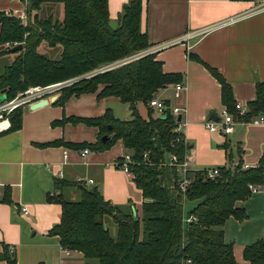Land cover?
Masks as SVG:
<instances>
[{
  "label": "trees",
  "instance_id": "trees-1",
  "mask_svg": "<svg viewBox=\"0 0 264 264\" xmlns=\"http://www.w3.org/2000/svg\"><path fill=\"white\" fill-rule=\"evenodd\" d=\"M23 1L27 3V24L15 15L0 12V44L17 41L23 45L13 52L16 59L0 74V95L5 93L10 100L30 86L77 78L62 89L57 103L65 104L102 86L100 97L115 96L129 104L132 118L128 120L117 118L111 110L102 117L71 119L99 129L97 143L89 145L96 151L123 142L132 156L133 179L145 197L138 212L132 206L113 204L99 187L82 186L75 200L61 192L49 194V200L62 205L61 221L51 233L60 237L64 248L80 253L85 264H241L235 257L234 243L225 240L223 227L231 217H247L238 202L251 196L250 184L264 186V159L257 167L245 168L241 150L237 163L229 153V165L219 167L220 173L213 179L205 170H189L191 182L183 191L177 167L164 164L171 153L183 162L189 147L185 137L178 140L169 102L165 116H154V110L148 107V119L138 107L141 102L149 105L158 91L181 81L182 74L165 72L156 53L95 73L151 46L141 28L143 0L126 4L116 27L111 23L109 0H63V20L40 18L36 11L43 0ZM44 44L60 47L58 58L43 53ZM210 70L222 84L225 105L238 117L232 86L215 68ZM89 73L93 75L88 77ZM261 114L264 82L257 84V97L249 104L244 119L249 121ZM9 117V131L19 129L23 106ZM105 135L109 136L107 141L102 139ZM187 200L196 204L185 218ZM5 257L17 264L11 255ZM244 258L250 264H264V235L246 246Z\"/></svg>",
  "mask_w": 264,
  "mask_h": 264
},
{
  "label": "crops",
  "instance_id": "crops-1",
  "mask_svg": "<svg viewBox=\"0 0 264 264\" xmlns=\"http://www.w3.org/2000/svg\"><path fill=\"white\" fill-rule=\"evenodd\" d=\"M130 2L109 0L114 27ZM263 5L264 0H143L141 28L147 33L149 48L174 42L154 53L165 72L182 74L177 83L185 88L176 96L177 83H173L156 95L170 106L184 109L190 170L227 166L229 153L237 163L240 150L244 166L257 167L264 159V123H238L227 136L209 128L210 122L222 121L221 110L226 106L222 84L210 67L232 86L234 103L249 106L257 97V84L264 82V9L259 10ZM0 12L24 19L27 3L0 0ZM64 12L63 0H43L36 11L40 18L59 20ZM231 18L236 20L229 22ZM210 26L215 28L196 39L183 40L188 32ZM2 29L0 21V33ZM101 89L72 97L65 104L57 99L36 109L24 105L22 126L0 132V264H13L5 255L14 257L17 264H85L80 253L65 249L60 237L51 233L61 221L62 205L49 200V194L61 192L75 200L82 186L99 187L113 204L141 211L145 201L142 189L132 175L116 166L127 154L123 142L96 151L89 145L97 143L99 129L71 119L102 117L108 110L122 120L132 118L129 104L115 96L100 97ZM138 107L148 119L150 106L141 102ZM153 110L154 116L160 115ZM85 148L90 151L83 156ZM79 177L94 182L79 183ZM253 185L259 191L238 202L247 217H231L223 227L225 240L234 243L241 264H250L244 258L246 246L264 235V186Z\"/></svg>",
  "mask_w": 264,
  "mask_h": 264
},
{
  "label": "built area",
  "instance_id": "built-area-1",
  "mask_svg": "<svg viewBox=\"0 0 264 264\" xmlns=\"http://www.w3.org/2000/svg\"><path fill=\"white\" fill-rule=\"evenodd\" d=\"M264 9V5L259 8V10ZM23 18H27V16H23ZM236 18H231L229 22L235 21ZM215 26H210L207 28H204L202 30L198 31H191L186 34L183 40H193L196 39L199 36H202L206 34L207 32L211 31L214 29ZM174 42H164L158 46H156L154 49H146L143 51H140L136 54H133L127 58H124L122 60L116 61L111 64H107L105 66H102L99 68L95 73L97 72H103L106 70L113 69L115 67H118L120 65H123L125 63H128L130 61H133L135 59H138L140 57H143L147 54L154 53L157 50H160L162 48L168 47L172 45ZM12 46V45H9ZM93 75V73L87 74L88 77ZM77 79H67L55 83H51L48 85H35V86H30L27 90L19 93L16 97L10 100H6L0 104V132L7 130L10 128L11 123L9 121L8 115L15 110L16 108L24 105H30L31 103L44 99V98H50L56 94H61V91L64 87L70 86L73 84ZM185 88V86L181 83H177L174 85V89L176 92V96L180 94V92ZM149 106L159 112V114H163L167 110V103L162 100L158 95L154 96L152 99L149 100L148 102ZM235 108L238 111V117L231 112L227 106H224L221 110V117L222 121L220 123H215V122H210L209 123V128L212 131H221L224 135H230L235 131L236 124L242 123V124H247V123H253V124H260L264 123V114H261L259 116L253 117L249 121H245L244 117L249 111V106L247 104H244L242 102H236L235 103ZM170 110L172 114L175 117L176 120V127H175V132L178 133L179 137L178 140H181L182 136H184L183 128L185 126L184 120H183V114H184V109L181 108L180 106H170ZM181 116V120H179V117ZM89 148H85L82 152L83 156H86L89 153ZM64 157H68V151L65 150L64 152ZM146 157H148V154L146 153ZM132 162V156L130 154H126L124 156V160L121 162L120 160L116 162V166L130 175L134 177V174L131 172L130 169V163ZM164 164L166 165H172L176 166L178 172L181 175L180 179V188L185 191L190 182L191 179L187 176L188 171L190 170V161L186 157L183 162L179 161L178 156L175 153H171L168 155L166 160L164 161ZM245 168H248L249 165H245ZM206 171V176L208 178H215L219 175L220 173V168L219 167H211V168H206L204 169ZM79 183H93V179H86L85 177H79L77 180ZM250 189L252 192H258L259 187L255 186L253 184H250ZM24 212H28L27 207H24ZM188 221H190V218H187ZM68 249V248H65ZM70 250V249H68ZM11 253L15 252V248L11 247L10 248Z\"/></svg>",
  "mask_w": 264,
  "mask_h": 264
},
{
  "label": "rangeland",
  "instance_id": "rangeland-1",
  "mask_svg": "<svg viewBox=\"0 0 264 264\" xmlns=\"http://www.w3.org/2000/svg\"><path fill=\"white\" fill-rule=\"evenodd\" d=\"M21 20L25 22V24L28 23V17ZM18 44L17 41L15 42H6L5 44H0V74L3 72L5 67H8L10 64L13 63V61L16 59L17 54H12L10 52H7V48L10 47L9 45H16ZM41 51L48 55L51 58H58L60 54V47H49L48 45L44 44L41 47ZM6 54V55H5ZM2 56V57H1ZM6 69V68H5ZM71 79H77V78H71ZM196 202L187 200L185 202V215L188 216L189 211L195 206Z\"/></svg>",
  "mask_w": 264,
  "mask_h": 264
},
{
  "label": "water",
  "instance_id": "water-1",
  "mask_svg": "<svg viewBox=\"0 0 264 264\" xmlns=\"http://www.w3.org/2000/svg\"><path fill=\"white\" fill-rule=\"evenodd\" d=\"M23 48V45L22 44H16L14 45L10 51L11 52H15V51H18V50H21ZM61 94H56L50 98H44V99H41V100H38V101H35L33 103L30 104V108L31 109H36V108H40V107H43V106H46L48 105L49 103H53L55 102L59 97H60ZM6 94L5 93H2L0 95V103L6 101ZM163 115L165 116L166 115V111L163 113ZM179 120H181V116L179 117ZM109 138L108 135H105L103 136V141H107Z\"/></svg>",
  "mask_w": 264,
  "mask_h": 264
}]
</instances>
